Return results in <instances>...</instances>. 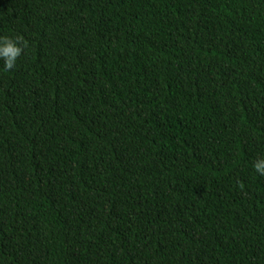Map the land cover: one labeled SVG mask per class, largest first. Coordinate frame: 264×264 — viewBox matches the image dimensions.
Listing matches in <instances>:
<instances>
[{"label": "trees", "instance_id": "obj_1", "mask_svg": "<svg viewBox=\"0 0 264 264\" xmlns=\"http://www.w3.org/2000/svg\"><path fill=\"white\" fill-rule=\"evenodd\" d=\"M0 264H264V0H0Z\"/></svg>", "mask_w": 264, "mask_h": 264}, {"label": "clouds", "instance_id": "obj_2", "mask_svg": "<svg viewBox=\"0 0 264 264\" xmlns=\"http://www.w3.org/2000/svg\"><path fill=\"white\" fill-rule=\"evenodd\" d=\"M23 46V41L20 37H16L15 39L7 36L0 37V61L3 62L2 66L5 70L15 68ZM252 167L256 174L264 176V156L257 158Z\"/></svg>", "mask_w": 264, "mask_h": 264}]
</instances>
